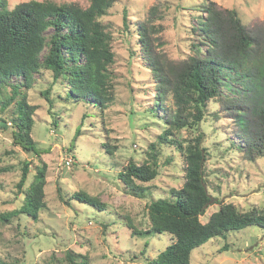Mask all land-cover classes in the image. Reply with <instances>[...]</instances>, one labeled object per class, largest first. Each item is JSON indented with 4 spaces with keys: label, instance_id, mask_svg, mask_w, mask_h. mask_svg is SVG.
I'll return each instance as SVG.
<instances>
[{
    "label": "rangeland",
    "instance_id": "rangeland-1",
    "mask_svg": "<svg viewBox=\"0 0 264 264\" xmlns=\"http://www.w3.org/2000/svg\"><path fill=\"white\" fill-rule=\"evenodd\" d=\"M6 1L13 9L32 0ZM36 1L75 3L84 9L90 4L89 0ZM211 1L224 17L222 30L227 46H233L229 35L234 31L227 10H235L243 25L259 38L264 36V0H116L109 13L99 19L111 36L114 52V62L107 70L113 100L104 113L68 98L67 82L58 81L52 86L49 73L34 76L35 83L24 91L35 106L32 139L41 154L29 155L13 144L9 131L0 127L1 165L9 170L0 173V214L20 208L33 172L42 163L48 168L47 209L38 222L25 218L0 221V257L17 264H53V253L62 260L66 252L72 251L87 256L91 264H149L148 260L171 243L167 234L132 237L125 218L146 230L150 226V202L182 188L185 164L176 148L164 145L160 151L159 176L146 185L152 187L151 197L128 195L116 179L130 162L140 165L147 159L150 145L170 127L166 120L172 115L170 110L175 109L171 95L167 103L156 102L158 79H154L134 28L145 24L153 54L161 62L181 66L194 56L196 46L206 52L207 43L193 28L197 16H207L204 4ZM11 80L19 82V78ZM242 109L221 99L211 101L206 108L207 119L200 122L198 129L186 127L177 132L184 146L195 145L200 135V146L207 152V188L217 204L207 209L203 223L218 210L220 201L233 203L242 211L264 207V157L250 162L235 145L244 144L241 137L245 134L238 123ZM79 129L81 135L72 147ZM105 143L112 148V155L102 147ZM24 162L30 163L31 172L20 191L17 184ZM59 190L65 200L74 191H85L105 202L107 210L99 212L74 201L67 204ZM191 264H264V230L250 227L213 239L194 250Z\"/></svg>",
    "mask_w": 264,
    "mask_h": 264
},
{
    "label": "trees",
    "instance_id": "trees-1",
    "mask_svg": "<svg viewBox=\"0 0 264 264\" xmlns=\"http://www.w3.org/2000/svg\"><path fill=\"white\" fill-rule=\"evenodd\" d=\"M89 2L84 9L75 3L32 0L10 9L6 0H0V127L9 131L13 144L29 155L41 154L32 139L35 106L24 91L35 83L36 74L49 73L53 78L52 86L58 81L67 82L70 89L66 96L72 97L74 103L99 108L102 113L111 106L113 95L108 88L107 70L114 62V52L111 36L99 19L109 13L116 0ZM204 5H207V16H197L193 30L203 37V43H207L206 52L196 46L194 56L181 66L161 62L153 54L145 24L134 28L150 61L154 79H158L155 81L159 95L156 102L167 103L171 95L175 109L170 110L172 115L166 120L170 127L150 145L147 159L140 165L130 162L116 179L128 195L145 199L152 195V187L146 185L159 176V155L164 145L174 146L185 164L182 188L150 202V226L146 230L138 229L132 219L125 218L132 237L145 239L161 234L170 237L171 243L156 258L148 260L149 264H191L194 250L213 239L225 238L228 233L250 227L264 230V207L242 211L233 203L220 201L218 210L205 223L201 221L207 209L217 204L207 188V152L200 146V135L195 145L184 146L177 134L186 127L198 129L200 122L207 119L208 103L221 99L226 104L243 108L238 114V123L245 134L241 137L244 144H235L238 151L250 162L264 157V36L259 38L243 25L235 10H227L234 29L229 35L233 46H227L223 38L222 13L212 1ZM196 7V11H200V6ZM13 77L19 78V82L12 81ZM49 92L50 89L44 94ZM91 115L96 117L94 113ZM56 124L55 121L54 127ZM80 133L79 129L72 147ZM109 146L102 145L112 155ZM1 163L0 158V173L8 172ZM47 171L44 163L36 167L33 181L24 191L22 205L1 213V222L23 218L38 222L47 209ZM30 172V163L24 162L17 184L20 191ZM59 194L67 204L74 201L99 212L107 210L105 202L85 191L72 192L68 200L60 190ZM50 261L53 264H91L87 256L72 251L66 252L62 260L53 253ZM0 264L17 263L0 257Z\"/></svg>",
    "mask_w": 264,
    "mask_h": 264
}]
</instances>
